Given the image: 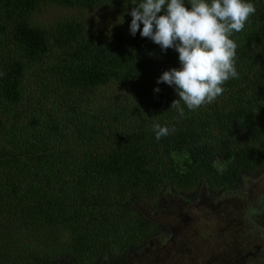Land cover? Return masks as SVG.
Returning a JSON list of instances; mask_svg holds the SVG:
<instances>
[{
  "label": "trees",
  "instance_id": "obj_1",
  "mask_svg": "<svg viewBox=\"0 0 264 264\" xmlns=\"http://www.w3.org/2000/svg\"><path fill=\"white\" fill-rule=\"evenodd\" d=\"M133 2L0 0V242L8 253L18 248L40 264H56L48 251L65 253L63 264L83 256L128 264V251L145 247L161 226H145L134 201L168 207L166 196L194 200L189 193L202 185L222 194L263 173L264 0H251L255 14L231 37L238 78L199 109L181 101L183 114L170 109L179 99L174 87L157 83L180 66L179 54L130 34ZM49 3L80 15L34 23ZM107 6L120 23L103 38L85 12ZM156 123L174 131L157 140ZM170 231L160 228L164 237ZM42 240L51 241L44 251ZM262 262L258 253L248 264Z\"/></svg>",
  "mask_w": 264,
  "mask_h": 264
},
{
  "label": "rangeland",
  "instance_id": "obj_2",
  "mask_svg": "<svg viewBox=\"0 0 264 264\" xmlns=\"http://www.w3.org/2000/svg\"><path fill=\"white\" fill-rule=\"evenodd\" d=\"M77 15H80V10L75 7L49 3L36 12L33 22L50 25ZM85 19L104 33L103 38H107L119 25L120 14L107 6L87 10ZM43 75L45 72L40 71V77ZM48 76L58 82L53 74ZM34 80H38L35 73L28 79L32 88L36 87ZM43 81L46 82L45 78ZM174 157L178 158L176 155ZM261 169L263 173L258 177L245 179L242 185L237 182L222 194L209 192L202 185L189 193L191 197L196 195L194 200H188L178 193L166 196L169 208L159 202L146 206L134 201L131 205L144 215L145 226H150L152 222L162 227L156 226L154 235L148 239L145 247L128 251V264H248L251 259H256L258 253H264V225L258 223V220L264 223L259 217L264 194V167ZM165 226L171 229L168 237L160 232V228ZM136 238H140L139 235ZM50 242L42 240L41 250L44 251L45 244ZM9 243L19 244L18 241ZM141 243L142 239L138 245ZM7 244L0 242V264H40L39 260L27 256L26 251L19 252L18 248L8 253L6 250L10 248L5 247ZM115 251L118 256V249L115 248ZM4 252L7 256L3 255ZM47 253L49 262L63 264L65 253ZM76 264L93 263L83 256L82 262Z\"/></svg>",
  "mask_w": 264,
  "mask_h": 264
},
{
  "label": "clouds",
  "instance_id": "obj_3",
  "mask_svg": "<svg viewBox=\"0 0 264 264\" xmlns=\"http://www.w3.org/2000/svg\"><path fill=\"white\" fill-rule=\"evenodd\" d=\"M132 4L130 34L140 32L162 51L171 48L179 54L180 66L164 71L157 80L174 87L179 97L170 109L183 114L181 101L189 110L211 104L225 91V82L238 78V45L231 37L255 14L251 0H134ZM153 130L157 140L174 131L159 123Z\"/></svg>",
  "mask_w": 264,
  "mask_h": 264
}]
</instances>
